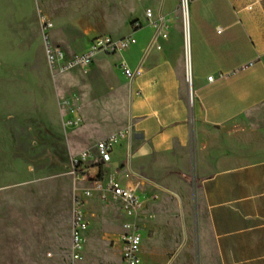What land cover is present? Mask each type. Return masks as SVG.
Masks as SVG:
<instances>
[{"label": "crops", "instance_id": "crops-1", "mask_svg": "<svg viewBox=\"0 0 264 264\" xmlns=\"http://www.w3.org/2000/svg\"><path fill=\"white\" fill-rule=\"evenodd\" d=\"M38 1L44 7L40 16L46 18L39 26L42 38L44 23L52 19L50 39L63 32L65 39L84 40L72 52L51 40L68 56L85 52L102 35L86 23L70 35L52 10L92 7L102 0L57 6ZM189 7V65L184 20L172 16L168 0L151 8L152 21L146 17V40L136 38L130 27L139 55L133 65L123 61L135 72L131 78L123 66L121 72L129 80L131 128L128 123L127 130L90 134L85 151L92 156L85 164L94 165L86 171L145 195L144 209L153 195H174L182 205L196 195L200 264H264V0H192ZM40 44L41 61L55 71L44 40ZM107 56L96 55L87 71L68 70L104 71ZM77 115L81 122L75 125L88 126L79 113L72 117ZM111 135L119 137L104 163L95 148ZM98 136L103 138L94 144ZM117 144L122 149L115 154ZM113 203L121 231L124 214Z\"/></svg>", "mask_w": 264, "mask_h": 264}, {"label": "rangeland", "instance_id": "rangeland-1", "mask_svg": "<svg viewBox=\"0 0 264 264\" xmlns=\"http://www.w3.org/2000/svg\"><path fill=\"white\" fill-rule=\"evenodd\" d=\"M50 1L57 6L90 0ZM102 1L52 10L70 35L86 23L100 28V34L129 36L140 21L134 34L146 40V12L162 2ZM181 1L168 0L172 16L183 22ZM43 8L38 0H0V264H116L118 251L110 241L120 231L121 217L113 201L98 192L82 206L88 223L84 257L73 259L74 201L93 186L94 174L86 168L94 164L74 170L72 159L86 150L87 137L96 130H127L129 80L121 68L125 59L133 65L139 53L131 44L108 55L104 71L52 72L41 61ZM63 38L59 32L51 40L68 52L84 43ZM74 112L88 126L70 124ZM120 149L117 144L115 154ZM121 157L126 160V153ZM197 220L196 195H189L185 205L174 195H153L140 217V264H200Z\"/></svg>", "mask_w": 264, "mask_h": 264}, {"label": "built area", "instance_id": "built-area-1", "mask_svg": "<svg viewBox=\"0 0 264 264\" xmlns=\"http://www.w3.org/2000/svg\"><path fill=\"white\" fill-rule=\"evenodd\" d=\"M187 1L192 0H182L181 6L183 7L184 3ZM146 17L148 21L153 20V11L151 9L147 10ZM51 26L52 23L49 21L44 23L43 38L47 60L51 68L58 71L72 68H79L87 71L96 55H112L126 49L135 42L133 35L115 38L110 34H102L92 39L89 48L85 52L68 56L61 47L51 42L48 32ZM141 26L142 23L140 21L135 22V28ZM122 66L127 77L131 78L135 74L134 70L127 67L125 64ZM212 79L213 76H209V80ZM80 122L81 117L78 115L71 117L69 120L70 124H78ZM118 137V135H111L97 142L95 156L99 158L100 161L105 163L111 160L112 151L118 141ZM91 156L92 154L90 151H83L79 154V157L73 158L72 164L74 170L82 168L87 159ZM94 192H100L102 198H108V196H110L124 214L122 230L111 241L119 255L116 264H140L144 239L140 217L144 210L145 201L137 194L135 189L125 187L115 181L105 183L103 179L97 177L93 180V186L84 191L83 197H77L74 201L72 227L73 259L80 261L84 257L85 233L88 229V223L84 219L82 206L84 205L85 198L92 196Z\"/></svg>", "mask_w": 264, "mask_h": 264}, {"label": "bare ground", "instance_id": "bare-ground-1", "mask_svg": "<svg viewBox=\"0 0 264 264\" xmlns=\"http://www.w3.org/2000/svg\"><path fill=\"white\" fill-rule=\"evenodd\" d=\"M190 3L189 1L185 2L182 10H183V17H184V28H185V50H186V60L189 65V17H190Z\"/></svg>", "mask_w": 264, "mask_h": 264}, {"label": "water", "instance_id": "water-1", "mask_svg": "<svg viewBox=\"0 0 264 264\" xmlns=\"http://www.w3.org/2000/svg\"><path fill=\"white\" fill-rule=\"evenodd\" d=\"M160 16L162 17L161 13H160ZM130 128H131V112L129 113V130H130Z\"/></svg>", "mask_w": 264, "mask_h": 264}, {"label": "trees", "instance_id": "trees-1", "mask_svg": "<svg viewBox=\"0 0 264 264\" xmlns=\"http://www.w3.org/2000/svg\"><path fill=\"white\" fill-rule=\"evenodd\" d=\"M136 22V21H135ZM138 28H135V30H137ZM98 177H100L101 178V175H99Z\"/></svg>", "mask_w": 264, "mask_h": 264}]
</instances>
